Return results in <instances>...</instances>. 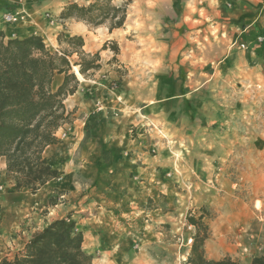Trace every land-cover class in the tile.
Returning <instances> with one entry per match:
<instances>
[{
  "label": "crops",
  "instance_id": "0c3cea01",
  "mask_svg": "<svg viewBox=\"0 0 264 264\" xmlns=\"http://www.w3.org/2000/svg\"><path fill=\"white\" fill-rule=\"evenodd\" d=\"M73 1L87 4L90 0H0V29L6 37L37 34L55 40L60 31L81 35L83 50L98 51L102 64L86 77L77 75L73 66L77 90L64 101L73 111L69 131L63 137L59 128L60 142L44 150L60 178L47 182L35 194L15 191L0 158V180L5 184L0 191V218L30 203L42 190L51 194L56 188L75 197L69 186L72 169L78 164L91 185L86 194L66 205L75 213L86 212L77 223L87 237L85 251L94 256L93 264H137L132 254L136 239L139 237V247H143L159 237L151 231L143 236L131 233L132 223L126 221L137 220L140 211L136 207L148 197L155 206L147 213L156 223L168 221L163 208L171 205L173 186L167 173L166 143L194 140L203 120L211 115L204 95L211 94L219 76L234 78L250 63L256 68L264 63V41H257L264 36V0H129L123 27L111 31L104 25L91 28L74 19L54 23V27L43 18V11L57 14ZM21 5L28 18L3 24L2 13ZM111 43L118 46L116 53L109 49ZM152 148L155 154L150 153ZM33 204L39 202L34 199ZM60 205L54 204L51 210H60ZM124 226L129 231L121 233ZM34 232L24 242L17 238L16 251ZM6 236L0 232V241ZM208 240L205 258L219 259L206 256L215 254V249L207 247Z\"/></svg>",
  "mask_w": 264,
  "mask_h": 264
},
{
  "label": "rangeland",
  "instance_id": "374dc122",
  "mask_svg": "<svg viewBox=\"0 0 264 264\" xmlns=\"http://www.w3.org/2000/svg\"><path fill=\"white\" fill-rule=\"evenodd\" d=\"M45 11L53 15L54 23H70L68 21L71 19H59V12L55 14L50 9ZM42 16L44 18V14ZM61 33L71 36L63 31L56 33V41L50 35L44 36V43L50 50L66 47L58 42ZM257 41L263 42L264 36H259ZM109 49L113 51L111 44ZM75 58L74 55L72 59ZM115 70L123 73V69ZM94 72H88L87 75L91 76ZM204 101H208L211 115L203 120L194 140L166 143L168 148L164 152L169 155L167 173L173 186L171 205L163 208L164 212H168V221L156 223L155 218L147 213V209L151 208L147 202L149 197L145 204L136 207L140 211L136 218L138 221L134 218L126 221L132 223L131 233L143 236L151 231L159 237L154 238L155 243L150 241L143 247H139V237L136 239L137 246L133 248L132 254L140 264H187L191 243L188 240L192 239L195 232V228L186 220L189 211L196 216L204 214L203 221L207 224L209 234L208 244H213L209 248L215 249V254H206L207 257H230L246 263L264 251V63L258 68L250 63L234 78L219 76L211 94L204 95ZM203 113L207 114V111L203 110ZM67 125L62 126L64 136L69 131ZM134 132L135 129L132 130ZM150 151L155 154L154 148ZM71 176L69 188L75 197L67 196V191L56 188L51 194H48L50 191L42 190L31 198L30 203L26 201V205L17 207L11 215L0 218V232L7 235L0 241L2 258H11L16 252L17 241L24 242L37 228L66 211V216L74 214L72 218L79 223L86 212L75 213L74 208L70 211V204H66L86 194L91 182L87 181L89 177L78 164L74 165ZM162 196L160 198H164ZM34 199L39 204H33ZM56 203L61 204L60 210H51V206ZM236 212L241 214L238 222L232 220V214ZM124 228L120 229L121 233L129 231ZM221 243L224 247H220ZM84 245L87 251V242ZM125 258L129 260V257Z\"/></svg>",
  "mask_w": 264,
  "mask_h": 264
},
{
  "label": "trees",
  "instance_id": "16d2710c",
  "mask_svg": "<svg viewBox=\"0 0 264 264\" xmlns=\"http://www.w3.org/2000/svg\"><path fill=\"white\" fill-rule=\"evenodd\" d=\"M113 1L90 0L87 5L70 2L59 11L58 18L74 19L91 28L104 25L109 31L121 28L129 0L117 5ZM57 39L66 47L52 51L40 35L6 37L0 29V158L5 161L6 176L14 182L15 191L35 194L44 184L59 178V171L51 166L44 150L60 142L57 130L72 120L73 111L64 101L77 90L73 66L83 77L101 68L99 52H85L81 35L61 33ZM111 48L118 51L116 43H111ZM147 202L155 206L151 198ZM186 220L195 228L187 264H264V251L246 263L230 257L205 258L204 244L209 234L204 214L196 216L189 211ZM83 242V232L68 214L35 231L11 258H1L0 264H93Z\"/></svg>",
  "mask_w": 264,
  "mask_h": 264
},
{
  "label": "built area",
  "instance_id": "2783aa9c",
  "mask_svg": "<svg viewBox=\"0 0 264 264\" xmlns=\"http://www.w3.org/2000/svg\"><path fill=\"white\" fill-rule=\"evenodd\" d=\"M44 18L49 22V24L54 23L53 15L49 11H45ZM28 11L25 6H18L13 9H7L2 13L1 20L5 25L18 24L24 22L28 18ZM64 136V134H63ZM5 187L4 181L0 180V191ZM191 239L188 240L190 243Z\"/></svg>",
  "mask_w": 264,
  "mask_h": 264
},
{
  "label": "bare ground",
  "instance_id": "6f19581e",
  "mask_svg": "<svg viewBox=\"0 0 264 264\" xmlns=\"http://www.w3.org/2000/svg\"><path fill=\"white\" fill-rule=\"evenodd\" d=\"M74 71H75V73H76L77 75H79V72H78V70H77L76 67H74ZM261 208H262V206H261ZM232 210H233V209H232ZM244 217H245V216H244ZM232 218H233L232 220H233L234 222H238V221L241 220V214H240V213H237V212H236V213H233V214H232ZM234 222H233V223H234ZM223 241H225V240H223ZM223 241H222V242H223ZM211 245H213V244H211ZM211 245H210V243H209V244H207V247H209V246H211ZM225 245H226V244H225ZM221 246L224 247L222 243L220 244V247H221ZM137 264H140V263H137Z\"/></svg>",
  "mask_w": 264,
  "mask_h": 264
}]
</instances>
